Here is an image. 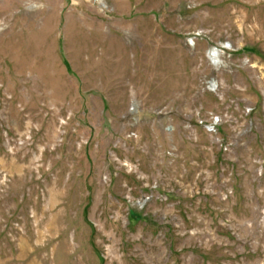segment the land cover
<instances>
[{"label":"rangeland","instance_id":"rangeland-1","mask_svg":"<svg viewBox=\"0 0 264 264\" xmlns=\"http://www.w3.org/2000/svg\"><path fill=\"white\" fill-rule=\"evenodd\" d=\"M0 264H264V0H0Z\"/></svg>","mask_w":264,"mask_h":264}]
</instances>
